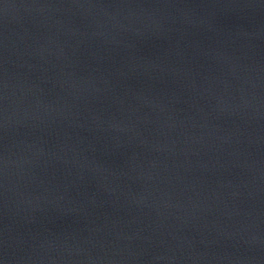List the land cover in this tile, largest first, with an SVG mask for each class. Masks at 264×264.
I'll return each mask as SVG.
<instances>
[{"label":"water","instance_id":"95a60500","mask_svg":"<svg viewBox=\"0 0 264 264\" xmlns=\"http://www.w3.org/2000/svg\"><path fill=\"white\" fill-rule=\"evenodd\" d=\"M2 264H264V0H0Z\"/></svg>","mask_w":264,"mask_h":264},{"label":"snow or ice","instance_id":"6c2138e0","mask_svg":"<svg viewBox=\"0 0 264 264\" xmlns=\"http://www.w3.org/2000/svg\"><path fill=\"white\" fill-rule=\"evenodd\" d=\"M0 264H2V261H0Z\"/></svg>","mask_w":264,"mask_h":264}]
</instances>
